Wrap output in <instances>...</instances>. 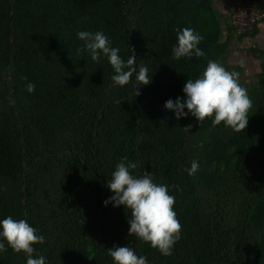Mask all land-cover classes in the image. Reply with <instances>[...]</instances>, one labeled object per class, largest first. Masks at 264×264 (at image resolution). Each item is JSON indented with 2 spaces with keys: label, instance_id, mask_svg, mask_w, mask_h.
Segmentation results:
<instances>
[{
  "label": "trees",
  "instance_id": "trees-1",
  "mask_svg": "<svg viewBox=\"0 0 264 264\" xmlns=\"http://www.w3.org/2000/svg\"><path fill=\"white\" fill-rule=\"evenodd\" d=\"M124 6L125 0H0V180L16 172L11 136L14 109L8 99L15 91L20 102L27 103L29 166L35 169L41 157L45 168L52 163L60 168V188L45 192L49 230L62 242V260L56 264H108L104 258L114 264L107 252L109 241L104 247L94 239L108 212L119 225L120 246H133L149 264H210L212 229L201 208L197 179L185 171L190 164L181 132L190 113L178 120L164 105L169 99H184L187 80L201 76L211 60L220 39L217 11L212 0H139L132 41ZM185 27L204 37L198 47L206 56L173 59L177 29ZM13 29L18 44L8 83ZM83 30L103 31L123 60L134 54L137 69L141 64L149 69L152 81L137 85L140 95L134 88L135 74L129 84L114 85L115 72L107 57L101 56L97 63L87 54L77 55L84 44L77 33ZM29 82L35 84L33 93L26 90ZM5 84H9L7 93ZM100 113L105 128L101 150L94 141ZM252 134L246 128L232 139L243 147ZM105 153L110 155L107 168ZM124 157L125 163L137 164L130 170L133 175L142 176V168L155 183L168 185L169 194L176 198L174 210L182 231L170 256L128 235L130 213L123 205L104 204L114 195L107 182ZM145 158L147 164L141 167ZM28 192L33 197L31 186ZM37 206L43 208L41 202ZM12 211V200L0 190V219L13 217Z\"/></svg>",
  "mask_w": 264,
  "mask_h": 264
},
{
  "label": "rangeland",
  "instance_id": "rangeland-1",
  "mask_svg": "<svg viewBox=\"0 0 264 264\" xmlns=\"http://www.w3.org/2000/svg\"><path fill=\"white\" fill-rule=\"evenodd\" d=\"M138 4L139 0H125V25L130 31L132 41ZM17 44L18 32L13 29L12 70L7 78L8 83L12 80ZM261 51L254 50L250 54L258 57L261 56ZM211 60L221 63L229 71L239 72L240 83L247 89L253 102L246 127L253 134L250 143L241 147L238 143L240 141H233L236 132L230 127L223 123L213 126L212 118L205 119L200 124L191 114L185 127L190 124L192 127L189 131L183 128L181 132L183 151L190 166L193 160L200 165L194 176L197 179L201 208L213 233L214 252L210 264H264V76L261 75L264 69L258 68V74L254 78H243L240 70L234 69L237 66L227 63L226 53L218 45ZM244 62L242 60V64ZM8 88L9 84L3 86L5 93L9 91ZM11 98L14 102L11 136L16 172L14 177L10 175L1 178L0 190L12 200L13 218L26 219L37 229L38 234L45 237L43 244L33 245V256L43 255L46 264H56L62 260V242L56 241L49 230L50 208L45 192L52 193L60 188V168L57 163L45 168L41 157L35 161V169L29 166L26 145L29 127L27 103L22 104L15 91L11 93ZM104 134L100 113L94 138L99 150L103 147ZM103 159L104 167L107 168L110 164L109 153L103 154ZM146 164L147 159H142L141 167ZM140 173H145L142 168ZM29 179L33 183L30 184ZM30 186L34 191L33 197L28 192ZM37 202H41L44 209L38 207ZM118 227L115 215L108 212L97 227L94 236L96 244L106 247L105 242L109 241L110 247H121V239L116 237ZM4 243L8 250L0 253V264H26L23 252L15 253L7 246L6 241ZM131 248L134 249L133 246ZM104 260L110 264L108 258Z\"/></svg>",
  "mask_w": 264,
  "mask_h": 264
},
{
  "label": "clouds",
  "instance_id": "clouds-1",
  "mask_svg": "<svg viewBox=\"0 0 264 264\" xmlns=\"http://www.w3.org/2000/svg\"><path fill=\"white\" fill-rule=\"evenodd\" d=\"M78 38L84 42L81 48H77V55L85 54L97 63L101 56L107 57L115 74L111 77L114 85L125 86L132 80L135 74L136 83L134 88L136 96L140 95L137 85H148L152 81L149 78V69L143 64L136 65V56L129 55L125 61L119 55L120 49L112 47L109 38L103 31H79ZM204 37L193 28L185 27L177 29V44L172 48L173 59L182 57L200 58L206 56L198 45ZM240 74L236 71L227 70L221 63L208 60L206 68L201 76L195 80L188 79L183 87L185 98L177 97L175 101L169 99L164 107L175 113L176 119L186 117L189 113L200 124L205 119L212 118V125L223 123L235 132L244 131L248 124L249 112L253 102L248 95L247 89L241 85ZM22 79H27L22 77ZM26 90L29 93L35 91V84L27 83ZM9 99V103L14 102ZM185 108L187 112L184 111ZM192 125L184 127L189 131ZM202 143L200 147H202ZM128 158L124 157L116 164L112 172V178L107 182V187L114 193L104 201L105 206L113 203L114 207L123 205L129 210L128 235L150 244L162 255H172L174 245L181 238L182 224L174 210L176 198L169 194V186L155 183L150 173L142 176L133 175V169L137 168L135 162L125 163ZM196 160L191 162L190 168L185 169L190 176L199 170ZM177 188V185H173ZM179 190V189H178ZM0 240L6 241L7 246L15 253L23 252L26 256V264H46L43 255L34 257L35 244H43L45 237L38 234L37 229L31 226L26 219H14L11 215L0 219ZM8 248L4 242H0V253ZM108 255L114 264H149L146 256H138L134 249L121 246L107 248Z\"/></svg>",
  "mask_w": 264,
  "mask_h": 264
},
{
  "label": "crops",
  "instance_id": "crops-1",
  "mask_svg": "<svg viewBox=\"0 0 264 264\" xmlns=\"http://www.w3.org/2000/svg\"><path fill=\"white\" fill-rule=\"evenodd\" d=\"M264 7V0H256ZM217 11L218 20L220 23V39L218 47L226 53L227 63L233 64L240 70L243 78H254L258 74V68L264 69V24L260 27L257 41L260 43L261 56H249L246 60L243 59L244 54L240 46L241 39L235 33L230 17V0H212ZM242 60L245 62L242 64ZM261 64V66L259 65Z\"/></svg>",
  "mask_w": 264,
  "mask_h": 264
},
{
  "label": "built area",
  "instance_id": "built-area-1",
  "mask_svg": "<svg viewBox=\"0 0 264 264\" xmlns=\"http://www.w3.org/2000/svg\"><path fill=\"white\" fill-rule=\"evenodd\" d=\"M230 17L246 60L252 51L262 49L257 38L264 24V7L256 0H230Z\"/></svg>",
  "mask_w": 264,
  "mask_h": 264
}]
</instances>
